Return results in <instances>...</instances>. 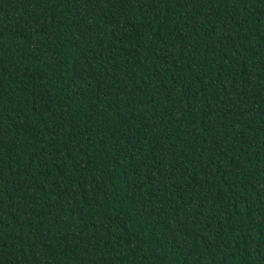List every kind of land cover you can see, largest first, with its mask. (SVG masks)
<instances>
[{"label": "trees", "instance_id": "obj_1", "mask_svg": "<svg viewBox=\"0 0 264 264\" xmlns=\"http://www.w3.org/2000/svg\"><path fill=\"white\" fill-rule=\"evenodd\" d=\"M0 264H264V0H0Z\"/></svg>", "mask_w": 264, "mask_h": 264}]
</instances>
